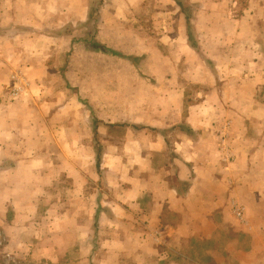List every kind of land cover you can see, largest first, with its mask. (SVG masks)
I'll return each mask as SVG.
<instances>
[{"label":"crops","instance_id":"1","mask_svg":"<svg viewBox=\"0 0 264 264\" xmlns=\"http://www.w3.org/2000/svg\"><path fill=\"white\" fill-rule=\"evenodd\" d=\"M61 1L0 0V204L13 249L45 252L47 264H264L263 73L227 69L225 86L193 89V101L175 79L129 87L121 105L118 95L101 99L96 66L107 48L53 33ZM252 1L258 30L256 17L229 15L234 42L260 43L264 2ZM90 57L98 61L86 67ZM14 67L32 87L29 102L5 96ZM63 76L85 101L77 133L48 116L47 92ZM84 76L93 80H75ZM100 133L108 149L96 146Z\"/></svg>","mask_w":264,"mask_h":264},{"label":"rangeland","instance_id":"2","mask_svg":"<svg viewBox=\"0 0 264 264\" xmlns=\"http://www.w3.org/2000/svg\"><path fill=\"white\" fill-rule=\"evenodd\" d=\"M82 1L87 2L88 13L81 12ZM179 3L187 8L188 13L183 12ZM59 4L61 5L56 6L57 15L52 23L58 29H53V33L70 35L72 43L84 39L88 43H100L103 49L107 48L106 55H103L100 61L90 57L89 61L84 62L86 67L89 62H92V65L93 61L99 62L96 68L101 70V99L108 100L107 96L118 95L116 101L121 105L124 101L120 99L127 95L125 93L129 87L142 86L143 82L168 86V80L175 79L174 84L183 85L188 97L193 101L194 95L201 88L205 92L208 86H225V70H234L241 66L247 71L259 70L263 73L264 84V31H259L258 45L248 38L235 41L236 44L234 36L237 26L232 21L230 25L228 23L231 20L229 15L241 16L243 13L246 17H256L253 28L258 30L256 24L263 12L257 14L258 6L250 7L253 4L251 0H63ZM225 5L232 7L230 14L225 13ZM187 14H190L191 25L188 23ZM189 29L192 30V40L189 38ZM243 29L248 31V27ZM239 31L243 35V32ZM84 50L85 47L82 46V51ZM112 50L118 54H112ZM229 53L239 57V62H231V57L227 55ZM82 54L79 52L73 60L76 68L83 65ZM127 56L133 57L134 64L128 61ZM61 60L62 66L66 67L71 58L66 55ZM102 70L112 71L111 76H104ZM138 70H143L144 73L139 75ZM23 74L24 71L17 67L12 68L10 72L5 96L11 101L31 100L32 87L23 78L18 84L20 86L15 84L18 76L22 77ZM173 74L179 76L173 77ZM88 79L93 80L89 76L75 78L81 83ZM57 80L58 78L54 77L55 83ZM67 84L69 85L68 79L63 76L58 83V91L47 92L48 97H53L54 100L53 114L48 112V116L53 115L54 120H57V125L54 126L59 131L63 122H75L73 128L77 133V119L84 116L86 107L84 110L81 108L85 101L80 98L81 94L77 93L74 87L71 89ZM113 86H116L121 94H116ZM15 87L18 88L16 94ZM193 89H197L195 94ZM111 90L114 92H108ZM92 95L93 93H86L88 97ZM116 126L120 136L125 125L118 123ZM107 134H99L103 137L101 141L96 139V146L103 150L104 146L108 149L110 145ZM111 142L119 143H116L115 139ZM1 208L0 204V264H47L50 259L43 257L47 256L45 252H33L21 245L17 246V250L13 249L8 231H4V226L11 221L9 218L5 219L7 212H1ZM57 255L61 262L62 254Z\"/></svg>","mask_w":264,"mask_h":264},{"label":"trees","instance_id":"3","mask_svg":"<svg viewBox=\"0 0 264 264\" xmlns=\"http://www.w3.org/2000/svg\"><path fill=\"white\" fill-rule=\"evenodd\" d=\"M179 4H180L181 7H183V8H182L183 12H184V13H188V12H187V8L184 7V5H183L182 3H179ZM187 20H188L189 25H191V24H190V23H191V17H190V14H187ZM188 31H189V38L191 39V38L193 37L192 32H191L192 30L189 29ZM191 40H192V39H191Z\"/></svg>","mask_w":264,"mask_h":264},{"label":"built area","instance_id":"4","mask_svg":"<svg viewBox=\"0 0 264 264\" xmlns=\"http://www.w3.org/2000/svg\"><path fill=\"white\" fill-rule=\"evenodd\" d=\"M20 80H22V78L20 77V76H18V79L16 80V83L15 84H17V86H20V85H18V84H20ZM18 92V88H16L15 87V94ZM240 214V213H239Z\"/></svg>","mask_w":264,"mask_h":264}]
</instances>
